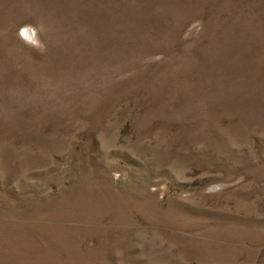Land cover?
Returning a JSON list of instances; mask_svg holds the SVG:
<instances>
[{
  "label": "rangeland",
  "instance_id": "obj_1",
  "mask_svg": "<svg viewBox=\"0 0 264 264\" xmlns=\"http://www.w3.org/2000/svg\"><path fill=\"white\" fill-rule=\"evenodd\" d=\"M0 264H264V0H0Z\"/></svg>",
  "mask_w": 264,
  "mask_h": 264
},
{
  "label": "bare ground",
  "instance_id": "obj_2",
  "mask_svg": "<svg viewBox=\"0 0 264 264\" xmlns=\"http://www.w3.org/2000/svg\"><path fill=\"white\" fill-rule=\"evenodd\" d=\"M28 34H31L30 30H29Z\"/></svg>",
  "mask_w": 264,
  "mask_h": 264
}]
</instances>
